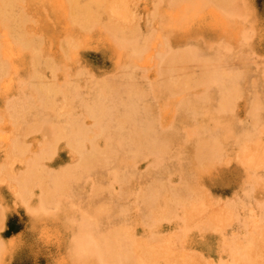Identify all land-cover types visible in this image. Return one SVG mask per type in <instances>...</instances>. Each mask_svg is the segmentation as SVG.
<instances>
[{"label": "bare ground", "instance_id": "6f19581e", "mask_svg": "<svg viewBox=\"0 0 264 264\" xmlns=\"http://www.w3.org/2000/svg\"><path fill=\"white\" fill-rule=\"evenodd\" d=\"M252 2L0 0V137H8L6 167L19 164L25 170L18 176L6 173L13 176L9 178L19 198L30 203L38 188L43 208L38 207L45 211L44 205L54 203L73 179L84 180L90 171L114 165L110 196L124 191L143 212L138 226L120 222L104 235L96 230L108 216L107 208L90 216L82 212L67 247L75 264H163V259L165 264H198L187 252L194 232L216 234L219 252L229 258L226 263L261 264L258 255L264 248L255 249L264 244V205L254 215L255 224L253 219L241 220L245 238L229 240L225 227L239 225L236 214L210 213L211 198L201 185L204 176L225 162L236 161L255 172L264 166L263 99L254 91L251 121H234L242 75L227 70L222 55L231 50L225 33L235 28L233 23L249 22L255 31ZM240 32L234 40L250 39L249 32ZM192 36L203 42L198 46L203 54L179 47ZM88 52L100 59L109 53L111 68L123 75L116 79L90 73L95 76L83 78L91 72L85 61ZM37 135L41 142L28 141ZM60 144L75 159L53 174L44 162ZM230 144L234 154L226 160ZM141 162L146 163L144 171L138 168ZM136 171L139 184L131 190ZM254 173L246 178L248 193L264 189ZM165 222L172 233L161 235L158 230ZM139 232L149 234L147 241L137 238Z\"/></svg>", "mask_w": 264, "mask_h": 264}, {"label": "rangeland", "instance_id": "374dc122", "mask_svg": "<svg viewBox=\"0 0 264 264\" xmlns=\"http://www.w3.org/2000/svg\"><path fill=\"white\" fill-rule=\"evenodd\" d=\"M252 6L255 9V18L257 20L255 31L249 29V22H242L240 20L233 23L235 28L225 33L229 34L227 39L230 41L229 43L231 45V50H223L222 55L226 56L224 67L231 73L236 71L242 75V80L239 85L240 95L238 98H241V100H237L238 103L240 101L241 102L238 104L239 108L237 107L236 114H234L235 119L232 117V114L231 117L234 119V121L236 120V123L237 121L239 122L241 120L240 122L242 125H246V123L251 121L248 112L250 108H252V102L250 101V98L255 91V93L263 99L261 102L262 110L260 112V122L261 126H264V0H253ZM238 30L241 31L240 34L249 32L250 39L247 41L242 39H239L238 41L234 40V34H236ZM225 41L226 40L223 38L221 41H219V43H224ZM200 42L203 43L201 40H198L192 36L186 39L185 44L183 42V45H179V47H182L184 50L190 49L189 46L191 49H198V46L201 47ZM186 46L188 47L185 49ZM213 46H218V43H215ZM107 50L109 52V49ZM198 50L202 54L203 51H205L203 48ZM212 50L216 51L215 49ZM85 61L91 68V72L84 74L83 78L95 75H109L118 79L119 76L123 75V73L116 71V66L111 68L110 65L113 64L109 59V53L107 57H102L100 59L97 53L88 52L85 56ZM101 65L104 66V69H99ZM193 65L196 67L195 63ZM110 68L114 71H109ZM90 73L95 75H91ZM254 87L255 89L253 90L252 88ZM1 103L2 102L0 101V105ZM28 139L30 143H39L42 141L43 137L37 135ZM7 142L8 137L7 139L4 138V136L0 137V166L2 165L4 171H7L4 172L2 170L3 173H0V176H2L4 173V176L6 173H16V175L14 174L13 176H18V174L21 175V171L24 172L25 170H23L19 164L13 165L14 167L12 169L6 167L8 155V148H6ZM260 142L261 148L263 150L264 134L260 136ZM227 148L226 160H229V156L231 157L234 154V151L231 144ZM262 150L261 152L264 153ZM55 152V154L53 153L54 156L52 154L44 162L46 170L53 174L68 168L69 165L74 163L73 161L75 159L74 155L68 151L63 146V144H60ZM262 162L264 165L263 160ZM145 164V162L138 163L139 170L144 171L146 168ZM237 164L238 163L236 161H229V164L225 162L222 165L223 168L220 167L218 168L220 170L217 169L218 172L215 170V172L213 171L206 176H204V174V177L201 181V185L203 184V190L211 198V200H208L207 202L209 204L207 206H209L210 213H213L216 216L214 211L217 210L218 212L219 210L218 215H221L223 211L224 214L226 212H230V214H232L233 210V213H235L238 218V226H234L235 224H232V226L225 227V236L229 240L235 239V236H237L239 239H244L245 234L247 233L245 232L243 222L248 220V218L250 221L253 219L252 222H254L256 219L255 217H258L261 207L264 205L263 188L258 189L256 193H248L251 188L246 185V178L255 171H253L252 168L246 170L244 168L238 167ZM2 166L0 170L2 169ZM261 167L264 168V166H260L259 170L254 174L258 178L260 177L262 179L261 180L259 178L262 183L264 182V169ZM6 168H9L10 170ZM113 168L114 165L106 166V168L97 170L95 172H93L94 170L90 171V175L86 176L84 180L77 181V179H73L68 189L60 193L56 197L54 203L44 205L45 211L42 209L43 207L38 204V193L40 192L38 188L35 189V195L31 197L32 200L28 201L30 202L28 203L29 206H26L28 204L25 202L23 203L22 199L19 198L20 194H17L18 192L15 188L16 184L14 187L11 185L13 176L9 175V177L12 178L11 180L7 175V177H0V179H4L0 180V206H2L0 208V212L4 211V213L2 212V215H4H1L2 221L0 220V242L2 245V253L0 250V264H75L68 255L69 253L67 247L68 245L72 244L75 238L78 225L82 219V212H84L83 215L90 216L96 213L95 210L98 208H107L106 211L108 216L104 218L103 223L101 222L98 229L96 230H100L101 234L103 235L106 234L113 225L119 226L120 222L121 224L127 223L131 226L134 224L138 226L143 212L140 210V208H136L134 204H131L133 202V197H130V195L128 193L126 194L124 191H121L120 195L118 196L115 195L111 197L110 193L107 191L108 185L110 184L109 172H111ZM8 170L10 172L12 170L13 172L10 173ZM201 176L202 174H199L198 178ZM131 182L132 184L130 185V189L135 190L136 185L139 184L137 171L135 178ZM94 184L96 185L94 186ZM93 186H99L100 189L104 187L103 189L105 190L102 192H95V188ZM143 187H145V185ZM228 202H230V205L232 206H227L229 204ZM56 205H58V207H56ZM223 205L226 206L223 207ZM38 206H41L42 208L40 209ZM72 207L74 208L72 209ZM221 207L223 208L221 209ZM226 207L231 211L226 209ZM35 209H38L39 212L35 211ZM241 220L243 222H241ZM164 225L165 226H162V229L159 228L158 232L161 235L171 234V226H168L167 222H165ZM209 231H211V229ZM201 234L204 236V238ZM148 235L149 234L147 232L144 235L142 232H139L137 238L147 241ZM190 235L191 238L188 242L189 244H187V252L197 259L198 264H218L219 261H222L221 263L223 264H229L225 262L229 260L227 254L225 252H219L218 241L220 238L218 239L216 234H212L211 232L209 234L194 232L190 233ZM260 236L261 239L264 238L262 235ZM4 244L5 246H3ZM263 248L264 244L262 247L256 248L255 250L258 252ZM263 252L259 254L260 256L258 255L259 261H263L264 259V254H262ZM166 260L167 259H163V264H165ZM261 261L260 263L262 264Z\"/></svg>", "mask_w": 264, "mask_h": 264}]
</instances>
